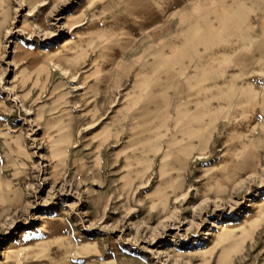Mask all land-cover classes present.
Segmentation results:
<instances>
[{
    "label": "rangeland",
    "instance_id": "374dc122",
    "mask_svg": "<svg viewBox=\"0 0 264 264\" xmlns=\"http://www.w3.org/2000/svg\"><path fill=\"white\" fill-rule=\"evenodd\" d=\"M0 264H264V0H0Z\"/></svg>",
    "mask_w": 264,
    "mask_h": 264
},
{
    "label": "bare ground",
    "instance_id": "6f19581e",
    "mask_svg": "<svg viewBox=\"0 0 264 264\" xmlns=\"http://www.w3.org/2000/svg\"><path fill=\"white\" fill-rule=\"evenodd\" d=\"M217 80V79H216ZM205 82V81H204ZM217 83H218V81H217ZM233 88V87H232ZM207 97V99H211L212 98V96H206ZM209 97V98H208ZM214 97V96H213ZM207 99H206V101H205V103H203V101H201V103H200V101H198V102H196V104H198V105H203L204 106V114H206V112L208 113V111L210 112V111H212L211 110V108H210V103L207 101ZM203 103V104H202ZM200 105V106H201ZM209 109V110H208ZM220 109V105H218V107H217V109L216 110H219ZM208 110V111H207ZM178 114V113H177ZM189 115V118H188V124L191 126H193V124H194V114H188ZM185 115H183V117H184ZM186 116H187V114H186ZM182 117V118H183ZM179 118H181V117H179ZM189 126V127H190ZM194 127H197V128H202V127H204V126H202V124L201 123H199V124H197V125H195ZM188 129V128H187ZM188 130H191L192 131V128H189ZM189 136V138H190V140H189V142H187L186 143V147H183V148H181V149H179L176 153L177 154H180L181 155V157H184V156H187V155H193L195 152H200V151H202V150H204V149H206L208 146H209V144H210V142H211V140H212V138H202L199 134H197V133H191L190 135H188ZM181 145V144H180Z\"/></svg>",
    "mask_w": 264,
    "mask_h": 264
}]
</instances>
